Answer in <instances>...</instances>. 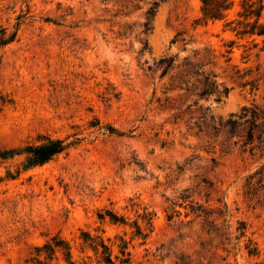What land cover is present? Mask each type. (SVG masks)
Here are the masks:
<instances>
[{
	"label": "rangeland",
	"instance_id": "1",
	"mask_svg": "<svg viewBox=\"0 0 264 264\" xmlns=\"http://www.w3.org/2000/svg\"><path fill=\"white\" fill-rule=\"evenodd\" d=\"M151 1L0 0V264H110L101 242L111 264H264V155L221 127L264 109V37L201 0L145 31ZM48 138L72 144L27 167Z\"/></svg>",
	"mask_w": 264,
	"mask_h": 264
},
{
	"label": "trees",
	"instance_id": "2",
	"mask_svg": "<svg viewBox=\"0 0 264 264\" xmlns=\"http://www.w3.org/2000/svg\"><path fill=\"white\" fill-rule=\"evenodd\" d=\"M164 0H152L150 6L146 11V21L143 23L145 31H148L151 27V21L154 18L157 7ZM202 2V14L204 21L209 20H223L225 28L234 32L238 37L249 38V37H264V0H201ZM236 6H238L236 8ZM236 8V9H235ZM235 9L236 17L233 19L229 18V14ZM15 34L7 35L6 29L0 30V46H4L15 39ZM257 46V43L253 45ZM172 60L168 62V68L171 66ZM167 68V69H168ZM165 69L164 74L167 73ZM227 88L219 90L215 82L208 83L207 81L203 85V89L200 92L201 97L208 96L213 92L226 93ZM193 118V116H192ZM202 118V116L200 117ZM227 135L231 137H242L239 141L242 142L241 146L244 149L251 151L258 150L264 155V109L258 106L245 107L240 113L237 119L230 118L224 124H221ZM244 130V134L240 135L237 131L238 128ZM217 132V128L214 127ZM202 130V129H200ZM72 143L67 142L64 138H48L46 141L32 145L29 147L28 166L32 167L35 165L46 163L51 160L57 154L65 151ZM264 166L260 170H257L251 178H254L258 174H263ZM260 179L258 182H260ZM201 214H199L200 216ZM115 223L119 222L117 215L112 214ZM124 223V221H121ZM139 234L144 237L146 235L142 232L141 227L136 225ZM241 236L245 235V230L241 229ZM127 244L125 241L121 246L122 252H126ZM103 250V259L106 263H113L112 253L110 247L104 242H101ZM98 245H94L97 249ZM250 254H258L257 247L247 246ZM129 254V253H128Z\"/></svg>",
	"mask_w": 264,
	"mask_h": 264
}]
</instances>
